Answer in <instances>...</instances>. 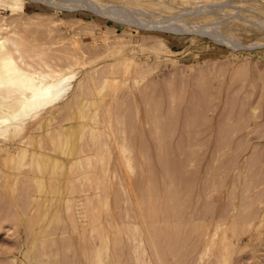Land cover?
<instances>
[{
  "label": "rangeland",
  "instance_id": "obj_1",
  "mask_svg": "<svg viewBox=\"0 0 264 264\" xmlns=\"http://www.w3.org/2000/svg\"><path fill=\"white\" fill-rule=\"evenodd\" d=\"M137 1L195 32L0 10L1 33L93 80L50 137L37 124L50 160L0 172V264H264V0Z\"/></svg>",
  "mask_w": 264,
  "mask_h": 264
},
{
  "label": "bare ground",
  "instance_id": "obj_2",
  "mask_svg": "<svg viewBox=\"0 0 264 264\" xmlns=\"http://www.w3.org/2000/svg\"><path fill=\"white\" fill-rule=\"evenodd\" d=\"M46 2L56 9L70 11V7L73 6L77 7L76 9L82 8L93 11L98 15H105L107 14V9L112 8L115 11L114 13H116L117 19H115L118 22L128 26H135L136 28L167 30L174 33L195 32L196 30L195 28L188 29L185 26V22L184 24L182 20L174 16L167 17L170 21L169 24L150 26L157 19L152 10L161 8V6H157L153 2L144 4L139 3L137 0H128V2L125 1L126 3L123 2L124 4L122 3L120 6L111 4L107 6V3L95 0H46ZM24 4L25 0H0V10H4L10 18L21 19ZM103 4H106V7L102 6ZM185 13L182 15H185ZM21 20L18 23H22ZM8 28V26L0 25V31ZM13 31L12 33L8 31L4 34L0 32V172L2 173H8L9 169L15 167V165H21L24 159L27 163H35V165L40 160H50L52 155L49 147L42 146L40 144L41 140L37 143L41 134L37 132L40 123L42 120L44 121L45 126L42 125V127L45 128L46 135L48 134V137H50L49 133L53 134L55 131L53 124L55 117H53L52 110L58 108L59 110L57 111H59L58 114L61 117H64L63 115L67 117L68 114L73 115L74 104L84 95L86 89H92L93 84L90 73L84 75L86 85L88 83L87 86L80 83L77 85L73 84L78 72L71 71L70 68L73 64H81V62L75 59V62L69 64L70 60L67 63L68 65L65 64L67 66H64L65 68L67 67L66 71H64L65 68L56 69L54 68L56 66L51 63L52 60L43 59L41 57L43 55H40L34 49L23 48V39L20 38L21 36L19 37V33L17 34V32ZM163 44L160 42L159 46H163ZM156 49V51L160 52L157 47ZM161 51H163L162 48ZM165 51L167 50L165 49ZM86 75H89V77L87 78ZM36 126H38V129ZM51 136L53 137V135ZM38 145L42 149H38ZM30 167H32V164ZM19 168L18 166L16 167L18 170ZM16 171L14 174H16ZM15 186L13 185V187ZM25 257L29 259L28 254Z\"/></svg>",
  "mask_w": 264,
  "mask_h": 264
}]
</instances>
